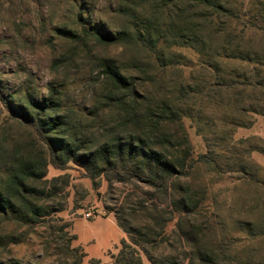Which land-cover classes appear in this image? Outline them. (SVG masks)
Listing matches in <instances>:
<instances>
[{"label":"rangeland","instance_id":"374dc122","mask_svg":"<svg viewBox=\"0 0 264 264\" xmlns=\"http://www.w3.org/2000/svg\"><path fill=\"white\" fill-rule=\"evenodd\" d=\"M217 1L229 12L180 0H0V118L8 119L3 129L9 145L29 141V130L11 119L17 117L6 103L26 94L42 100L54 86L63 93V112L73 126L95 130L111 125L101 72L103 64L115 65L144 101L154 107L166 102L180 111L195 158L214 154L213 166L197 165L184 181L204 192L199 220L215 229L208 240L225 249L233 264H264V117L193 92L215 76L228 78L253 68L220 58L264 52V6L256 5L258 0ZM184 19L192 31L181 39L174 28L182 27ZM85 29L128 39L146 36L157 43L158 53L142 45H80L72 38ZM184 88L191 92L189 100H184ZM229 97L236 99L233 93ZM72 167L48 168L49 180L63 176L67 183L59 184L61 191L50 203L65 208L55 218L72 225L77 237L72 246L83 249V264L93 259L109 263V253H117L127 239L108 210L112 195L104 180L93 181ZM49 234L48 225L28 235L27 229L5 223L0 264H53L58 256L43 244ZM144 264L150 263L144 259Z\"/></svg>","mask_w":264,"mask_h":264},{"label":"trees","instance_id":"16d2710c","mask_svg":"<svg viewBox=\"0 0 264 264\" xmlns=\"http://www.w3.org/2000/svg\"><path fill=\"white\" fill-rule=\"evenodd\" d=\"M180 1L229 12L217 0ZM256 5L264 6V0ZM186 20L182 27L174 28L178 38L184 39L192 31ZM145 34L151 37L150 30ZM72 39L80 45L89 41L101 46L142 45L158 53L157 43L141 35L128 39L85 29ZM220 59L253 68L248 73L231 72L228 78L215 76L204 81L194 95L203 94L215 104L220 100L222 107L233 106L245 115L264 117V52L241 51ZM102 68L106 85L102 98L111 112V125L95 130L73 126L63 112V93L54 86L42 100L26 94L6 103L17 117L11 119L27 128L31 137L9 145L3 129L8 119L1 122L0 118V230L5 223H14L30 235L48 225L50 234L43 244L58 256L53 264H83V249L72 246L77 240L72 225L55 218L65 208L50 205L61 191L59 184L67 183L63 176L47 178L49 166L62 171L74 166L85 177L107 183L113 205L108 210L127 237L117 253H109V263L93 259L89 264H144V259L150 264H233L234 258L225 249L208 240L214 227L199 220L205 212L204 192L184 183L197 165L213 166L214 154L195 158L179 110L166 102L152 106L115 65L105 63ZM190 93L184 88V100L190 99ZM232 93L235 100L229 97ZM247 101L251 104L245 106ZM2 243L0 237V248L5 247Z\"/></svg>","mask_w":264,"mask_h":264},{"label":"crops","instance_id":"0c3cea01","mask_svg":"<svg viewBox=\"0 0 264 264\" xmlns=\"http://www.w3.org/2000/svg\"><path fill=\"white\" fill-rule=\"evenodd\" d=\"M112 215H110L109 217H111ZM113 218H114V216H112ZM114 223L117 225V223H116V220H115V218H114ZM118 226V225H117Z\"/></svg>","mask_w":264,"mask_h":264},{"label":"built area","instance_id":"2783aa9c","mask_svg":"<svg viewBox=\"0 0 264 264\" xmlns=\"http://www.w3.org/2000/svg\"><path fill=\"white\" fill-rule=\"evenodd\" d=\"M86 218H90V214H87V215H86Z\"/></svg>","mask_w":264,"mask_h":264}]
</instances>
